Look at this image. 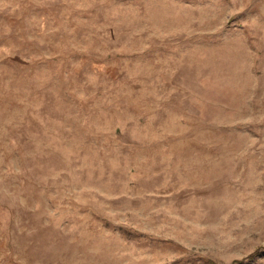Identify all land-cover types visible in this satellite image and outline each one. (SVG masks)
Returning a JSON list of instances; mask_svg holds the SVG:
<instances>
[{
    "label": "rangeland",
    "instance_id": "obj_1",
    "mask_svg": "<svg viewBox=\"0 0 264 264\" xmlns=\"http://www.w3.org/2000/svg\"><path fill=\"white\" fill-rule=\"evenodd\" d=\"M0 264H264V0H0Z\"/></svg>",
    "mask_w": 264,
    "mask_h": 264
}]
</instances>
